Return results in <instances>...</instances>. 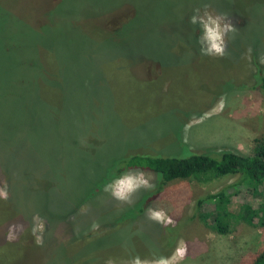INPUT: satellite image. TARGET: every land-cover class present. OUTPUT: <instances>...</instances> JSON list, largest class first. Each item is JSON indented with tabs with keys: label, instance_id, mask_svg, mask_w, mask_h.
Instances as JSON below:
<instances>
[{
	"label": "rangeland",
	"instance_id": "rangeland-1",
	"mask_svg": "<svg viewBox=\"0 0 264 264\" xmlns=\"http://www.w3.org/2000/svg\"><path fill=\"white\" fill-rule=\"evenodd\" d=\"M240 1L246 4L0 0V190L8 194L0 197V264H63L62 224L49 237L43 217L25 218L31 197L39 194L30 185L48 188L42 181L46 128L75 125V142L105 158L252 151L254 140L264 136V98L255 63L264 71V0ZM135 12L138 19L131 27L118 30ZM206 14L222 15L236 29L225 38L223 57L200 52L201 30L190 18ZM149 37L154 46L142 44ZM64 147L58 160L69 149ZM141 174L151 187L137 191L151 189L155 175L138 169L104 188L116 210L129 205L137 191L128 202L117 200L113 188L121 178ZM236 179L226 175L166 185L145 211L149 223L143 218L119 223L100 238L104 249L86 264H253L264 251V226L239 220L231 231L219 233L194 218L169 246L150 223L157 222L149 218L151 211H163L171 222L158 224H178L191 214L198 196ZM263 195L262 186L258 195L241 190L231 200L257 209ZM92 218L87 232L93 238L103 230L97 216ZM41 223L43 231L34 233Z\"/></svg>",
	"mask_w": 264,
	"mask_h": 264
},
{
	"label": "trees",
	"instance_id": "trees-1",
	"mask_svg": "<svg viewBox=\"0 0 264 264\" xmlns=\"http://www.w3.org/2000/svg\"><path fill=\"white\" fill-rule=\"evenodd\" d=\"M235 2L237 6L246 4L240 0ZM56 8L47 13L44 25H48ZM136 19L137 12L127 23L119 26L118 30L129 29L132 20ZM141 41L143 45L155 44L152 37ZM51 44L55 45V41ZM255 63L258 68V86L264 98V71L258 62ZM67 126L65 129L51 127L42 130L44 135L42 140L46 145L42 149L44 152L42 181L48 188H41L38 182L30 185V188L39 194L31 197L30 212L28 217L25 216L26 219L34 214L43 217L49 237H54L53 230L62 224L60 239L64 253L61 261L63 264H86L94 261L98 257L94 255L96 250L104 249L100 246V238L119 223L138 218H143V224L144 221L149 223L146 218L144 219L145 211L165 186L174 181H200L237 175L235 181L223 185L218 191L198 196L194 200L191 214L178 224L162 226L151 221L153 228L163 232L161 239L166 245L171 246L181 233L182 226L194 218H198L219 233L231 231L239 220L254 226H264V204L256 209L251 204L233 203L231 200L232 196L241 190L258 195L259 188L264 187V136L254 140L253 149L248 154L231 150L210 153L188 151L189 154L185 156L137 152L105 158L97 150H87L86 145L82 148L76 143L77 133L73 129L76 126L73 124ZM55 144L60 146V150L55 148ZM63 147L69 149H64L66 154L58 160L56 154L62 153ZM132 169L151 172L155 175V184L151 189H140L129 205L116 210L112 198L104 194V188ZM92 215L97 216L96 220L103 230L100 234L94 232L93 238L92 233L87 232L88 222L93 219ZM253 264H264V251L256 256Z\"/></svg>",
	"mask_w": 264,
	"mask_h": 264
},
{
	"label": "clouds",
	"instance_id": "clouds-1",
	"mask_svg": "<svg viewBox=\"0 0 264 264\" xmlns=\"http://www.w3.org/2000/svg\"><path fill=\"white\" fill-rule=\"evenodd\" d=\"M190 23L200 27L201 34L197 37V43L201 45L202 55L223 57L226 54L225 38L229 33L236 31L230 21H227L222 15L206 14L204 16L193 15L190 18ZM261 61L264 62V57H261ZM141 186L151 187L142 174L139 177L125 176L119 180V186L114 187L111 194L117 200L130 202L131 195ZM7 196L6 191L0 190V197L7 199ZM149 218L162 224L171 222L163 211H151ZM37 231H43L42 223L34 227L33 232ZM36 243H42L40 236L36 237Z\"/></svg>",
	"mask_w": 264,
	"mask_h": 264
}]
</instances>
